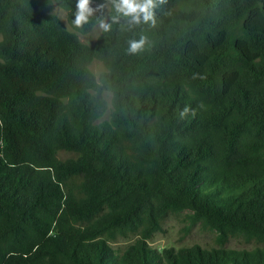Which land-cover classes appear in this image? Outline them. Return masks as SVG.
<instances>
[{"label":"trees","instance_id":"16d2710c","mask_svg":"<svg viewBox=\"0 0 264 264\" xmlns=\"http://www.w3.org/2000/svg\"><path fill=\"white\" fill-rule=\"evenodd\" d=\"M53 1L107 25L0 0V264H264V0Z\"/></svg>","mask_w":264,"mask_h":264},{"label":"rangeland","instance_id":"374dc122","mask_svg":"<svg viewBox=\"0 0 264 264\" xmlns=\"http://www.w3.org/2000/svg\"><path fill=\"white\" fill-rule=\"evenodd\" d=\"M52 1V9L51 12L55 14L62 26L68 31L74 32L79 40L87 45H92L98 36L101 34L102 30L107 25V11L108 6L105 9L104 18L96 23L88 32L80 33L70 26L67 20V13L64 9H62L59 5H57L53 0ZM90 69L94 73L95 76H98L102 73L105 68L98 60H93L90 64ZM104 98L107 102L108 109L106 113L100 120H107L109 117V113L111 111L110 98L111 94L109 92L104 93ZM189 211H184L182 215L178 218H171L167 220L162 227L160 232H157L151 242L150 245L156 248L162 247H174L178 248L181 246H189L192 244H200L202 246L211 244L213 242V236L211 233H206L199 230L196 226L191 227L188 231H186L185 225L187 224L186 218L184 215L188 214ZM129 239L120 240L113 244L114 248L122 247L125 244L129 243ZM229 245L231 247L237 246V243L234 241L230 242Z\"/></svg>","mask_w":264,"mask_h":264}]
</instances>
